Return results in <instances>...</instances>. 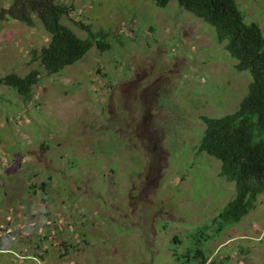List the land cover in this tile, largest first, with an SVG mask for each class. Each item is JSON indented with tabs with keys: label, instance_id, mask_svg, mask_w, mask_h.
Segmentation results:
<instances>
[{
	"label": "rangeland",
	"instance_id": "obj_1",
	"mask_svg": "<svg viewBox=\"0 0 264 264\" xmlns=\"http://www.w3.org/2000/svg\"><path fill=\"white\" fill-rule=\"evenodd\" d=\"M57 1L74 7L64 22L79 36L75 21L110 49L47 75L31 60L49 41L41 23L0 17V77L40 71L27 101L0 85V264H63L62 244L66 264H180L172 254L193 250L234 195L220 162L196 154L202 116L234 111L249 73L174 0ZM236 1L264 35V0ZM206 247L226 264H264V192Z\"/></svg>",
	"mask_w": 264,
	"mask_h": 264
},
{
	"label": "trees",
	"instance_id": "obj_2",
	"mask_svg": "<svg viewBox=\"0 0 264 264\" xmlns=\"http://www.w3.org/2000/svg\"><path fill=\"white\" fill-rule=\"evenodd\" d=\"M170 1L173 0H153L157 7H165ZM174 1L213 27L216 40L235 60V69L250 76L247 93L234 111L221 116H202L205 130L196 145L197 155L205 153L220 162L219 176L234 184V195L208 220L207 226H199L193 233L191 239L196 246L193 250H187L182 258L172 254L180 264H226L223 259H209L207 244L240 222L254 207L257 196L264 192V35L258 23L245 20L236 0ZM73 9L57 0H12L1 8L0 17L28 27L41 23L49 41L31 51V60L37 61L47 75H53L82 59L92 47L100 52L110 49L102 31L93 32L90 25L75 21L78 28L87 30L88 35L81 37L64 22ZM39 75L37 69L23 76L11 72L0 77V85L12 87L27 101ZM46 184L43 181L39 189L46 191ZM30 189L35 190L36 186L33 184ZM172 241L180 245L182 242L177 236Z\"/></svg>",
	"mask_w": 264,
	"mask_h": 264
},
{
	"label": "crops",
	"instance_id": "obj_3",
	"mask_svg": "<svg viewBox=\"0 0 264 264\" xmlns=\"http://www.w3.org/2000/svg\"><path fill=\"white\" fill-rule=\"evenodd\" d=\"M57 248H58L57 249L58 257H60L62 259L63 264H66L64 259H66V258H68L70 256L71 249L68 246H65L64 244H62L61 246H59Z\"/></svg>",
	"mask_w": 264,
	"mask_h": 264
}]
</instances>
